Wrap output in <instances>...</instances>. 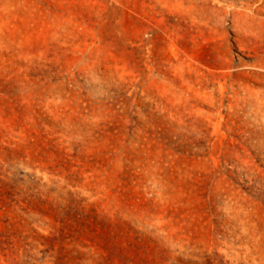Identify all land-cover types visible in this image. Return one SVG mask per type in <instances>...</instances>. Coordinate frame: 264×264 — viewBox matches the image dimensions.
<instances>
[{"label": "rangeland", "instance_id": "rangeland-1", "mask_svg": "<svg viewBox=\"0 0 264 264\" xmlns=\"http://www.w3.org/2000/svg\"><path fill=\"white\" fill-rule=\"evenodd\" d=\"M0 264H264V0H0Z\"/></svg>", "mask_w": 264, "mask_h": 264}]
</instances>
